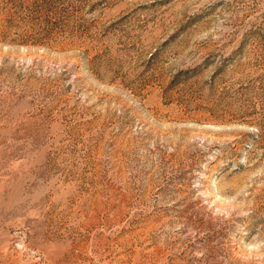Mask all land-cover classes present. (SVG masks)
I'll use <instances>...</instances> for the list:
<instances>
[{
    "label": "rangeland",
    "instance_id": "obj_1",
    "mask_svg": "<svg viewBox=\"0 0 264 264\" xmlns=\"http://www.w3.org/2000/svg\"><path fill=\"white\" fill-rule=\"evenodd\" d=\"M0 264H264V0H0Z\"/></svg>",
    "mask_w": 264,
    "mask_h": 264
}]
</instances>
